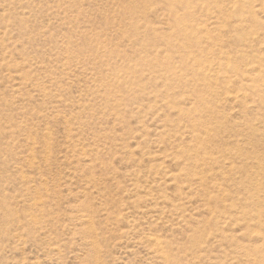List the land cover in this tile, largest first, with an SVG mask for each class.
I'll list each match as a JSON object with an SVG mask.
<instances>
[{"label": "rangeland", "instance_id": "374dc122", "mask_svg": "<svg viewBox=\"0 0 264 264\" xmlns=\"http://www.w3.org/2000/svg\"><path fill=\"white\" fill-rule=\"evenodd\" d=\"M0 264H264V0H0Z\"/></svg>", "mask_w": 264, "mask_h": 264}]
</instances>
